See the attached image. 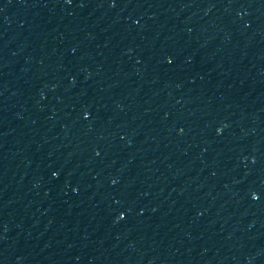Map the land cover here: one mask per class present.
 <instances>
[{
  "label": "water",
  "instance_id": "95a60500",
  "mask_svg": "<svg viewBox=\"0 0 264 264\" xmlns=\"http://www.w3.org/2000/svg\"><path fill=\"white\" fill-rule=\"evenodd\" d=\"M0 264H264V0H0Z\"/></svg>",
  "mask_w": 264,
  "mask_h": 264
}]
</instances>
